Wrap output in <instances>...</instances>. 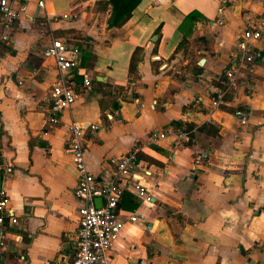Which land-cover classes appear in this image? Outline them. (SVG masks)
Returning <instances> with one entry per match:
<instances>
[{
	"label": "crops",
	"instance_id": "1",
	"mask_svg": "<svg viewBox=\"0 0 264 264\" xmlns=\"http://www.w3.org/2000/svg\"><path fill=\"white\" fill-rule=\"evenodd\" d=\"M37 1L13 2L10 40L0 41V191L8 199L1 264L74 256L76 176L63 137L70 120L97 125L83 148L97 180L131 150L151 173L149 203L132 187L118 202L123 225L109 264H264V35L251 42L250 63H240L236 48L264 0H139L119 25L107 24V0ZM52 38L78 47L90 84L48 127L55 68L43 50ZM218 90L229 104L211 107ZM179 130L186 139H174ZM201 151L208 157L193 169ZM133 211L143 220L127 221Z\"/></svg>",
	"mask_w": 264,
	"mask_h": 264
},
{
	"label": "built area",
	"instance_id": "2",
	"mask_svg": "<svg viewBox=\"0 0 264 264\" xmlns=\"http://www.w3.org/2000/svg\"><path fill=\"white\" fill-rule=\"evenodd\" d=\"M15 0H0V41L9 43V31L16 19V11L13 7ZM37 5L43 8L42 0ZM264 35V13L257 22L245 28L237 39V52L241 53L240 63H250L253 60L251 42ZM43 55L51 57L54 62L55 76L49 85V104L47 112V126L53 127L59 120L60 114L68 110L76 99L79 88L89 87L90 80L85 70L79 65V49L75 45L63 42L59 38H52L48 46L43 50ZM80 77V82L76 77ZM225 79L230 85L234 78V72L225 71ZM225 91L218 90L209 98L211 107L228 105ZM233 115L238 119L240 125L246 123L245 114L234 108ZM94 122L74 121L63 124V137L65 151L69 155L71 164L75 171L76 181L73 194L77 199V226L75 231L76 249L70 262L64 264H109L107 251L118 235L123 222L119 220L117 209L118 202L125 189L132 187L136 195L145 202L151 201L144 182L148 180L151 173L138 159L136 150L120 154L111 160L112 169L105 179L97 180L85 167L83 159V148L87 132L95 130ZM155 139L166 136L164 131H154ZM187 132L177 131L175 140L186 139ZM206 151L198 152L192 157V168L196 169L207 159ZM6 173L11 171V165L3 166ZM100 198L101 203L96 206L93 202ZM8 199L0 191V264L5 249V224L6 206ZM143 220V214L133 211L127 216V221ZM10 224H16L14 216L8 218Z\"/></svg>",
	"mask_w": 264,
	"mask_h": 264
},
{
	"label": "trees",
	"instance_id": "3",
	"mask_svg": "<svg viewBox=\"0 0 264 264\" xmlns=\"http://www.w3.org/2000/svg\"><path fill=\"white\" fill-rule=\"evenodd\" d=\"M110 5V17L108 25H119L123 23L130 15L131 10L136 6L139 0H107ZM129 66L130 69L133 67ZM135 77V75L133 76ZM122 197V196H121Z\"/></svg>",
	"mask_w": 264,
	"mask_h": 264
},
{
	"label": "water",
	"instance_id": "4",
	"mask_svg": "<svg viewBox=\"0 0 264 264\" xmlns=\"http://www.w3.org/2000/svg\"><path fill=\"white\" fill-rule=\"evenodd\" d=\"M260 56H261V54H260V52H258L257 54H256V59H260ZM202 60H200V62H201ZM257 61H259V60H257ZM93 202H94V204L96 205V206H99L100 205V203H101V199L100 198H95L94 200H93Z\"/></svg>",
	"mask_w": 264,
	"mask_h": 264
}]
</instances>
